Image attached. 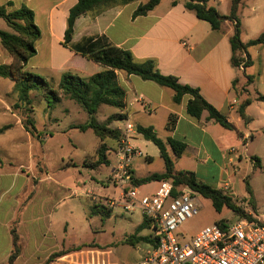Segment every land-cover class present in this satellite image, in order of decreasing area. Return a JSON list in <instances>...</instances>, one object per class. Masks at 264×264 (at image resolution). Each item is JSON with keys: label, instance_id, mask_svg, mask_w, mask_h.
Instances as JSON below:
<instances>
[{"label": "crops", "instance_id": "0c3cea01", "mask_svg": "<svg viewBox=\"0 0 264 264\" xmlns=\"http://www.w3.org/2000/svg\"><path fill=\"white\" fill-rule=\"evenodd\" d=\"M147 1L134 0L127 5L109 8L94 17L90 14L80 16L75 21L71 44H76L87 37L105 36L110 44L130 51L135 61L151 59L162 75L172 76L179 84L197 89L200 95L226 118L232 126L231 130L209 121L206 114L199 119L189 116L186 113L189 96H184L179 104H175L172 100L174 92L171 89L143 81L136 76L116 73L117 83L126 94V108L122 112L125 120H135L134 123L130 121L135 128L152 127L156 134L158 131L155 123L164 124L163 129L166 131L164 142L172 139L185 145V151L179 158L174 157L167 146L173 165H176L175 161L180 162L182 171L193 172L199 181L213 189L221 190L222 186H227L234 193L232 200L235 198L238 203H242L240 199L249 198L253 210L244 208L242 211L252 220L264 225V214L258 218V210L257 207L255 208L256 189L260 186L254 183L256 179L264 176V101L259 100L260 97H264V75L259 76L261 79L258 81L247 74L248 68L252 66L250 48L247 51L249 67L243 68L245 55L241 56L243 62L238 67H234L231 63L232 52L229 44L233 28L231 22L223 21L220 30L214 31L207 22L197 19L193 12L185 8V0H161L145 16L133 18L136 8ZM243 1L245 0L241 1L237 13L239 22L242 18L239 11ZM7 2L11 1L5 0L1 5ZM76 2L77 0H37L36 4L38 10L44 14L43 23L46 28L44 35L40 32L41 36L37 41L46 54V60L39 68L54 73L55 78L50 77V80H55L56 85L59 83L62 70H69L71 73L86 77L102 70L101 66L63 45L68 11ZM30 4L31 0H21L17 5L13 4V9L23 5L31 8ZM207 5L214 7L222 16H227L230 12L229 0H207ZM251 10L254 8L252 7ZM241 41L248 42L242 38ZM38 44H36L37 52ZM1 53L7 57L6 52L0 47ZM232 101L236 103L232 104ZM245 101H250V104L245 108L246 120H243L239 115V108ZM171 115L175 116L176 120L173 131L169 132L166 130V125ZM122 123L124 127V122ZM5 126L9 128L0 136L11 131L12 126L7 123L0 129ZM47 137L48 135L45 136ZM136 148L140 150L138 146ZM230 149H234L235 152L230 153ZM147 159L152 160L151 157ZM9 174L0 171V178H6ZM15 174L14 172L13 175ZM135 178L141 179L136 176ZM46 179L50 178L46 176L40 181ZM238 187L245 193L242 198L238 196ZM51 201L53 199L16 197L0 207V252L8 249L5 259L11 251V236L8 228L12 223L16 227L21 246L20 255L14 264L21 259L24 261L38 259L36 256L39 254H42V262H45L52 253L68 250L50 264H91L93 259L99 261L110 259L112 252L96 245L90 247L91 249L82 248L73 251L72 249L78 246L67 247L64 240L59 243L53 239L54 246L51 248L43 243L40 237L44 239L46 236L41 234L40 223L51 221V212H54L59 205L57 202L56 207L52 209ZM142 221L141 217V220L133 225L134 230ZM220 221L228 224L223 218L216 219L212 224ZM145 230H152V234H144ZM153 232V228L149 227L138 235L153 237ZM142 243L148 246L147 254L153 246L150 243ZM42 248L45 250L41 251ZM78 253L84 254L83 261L77 260L80 256Z\"/></svg>", "mask_w": 264, "mask_h": 264}, {"label": "rangeland", "instance_id": "374dc122", "mask_svg": "<svg viewBox=\"0 0 264 264\" xmlns=\"http://www.w3.org/2000/svg\"><path fill=\"white\" fill-rule=\"evenodd\" d=\"M4 1L0 0V5ZM10 1L17 5L21 0ZM36 4L37 0H31V8H28L34 12V23L44 35L46 32L43 23L44 14L38 10ZM252 7L254 10H251ZM239 14H242L240 18L242 40L247 42L264 32V0L243 1ZM0 30L10 32L2 19H0ZM36 44L38 43H35V49ZM37 46V56L29 60L24 70L35 76L46 78L56 90L55 80H50L55 78V74L39 68L45 62L46 54L40 43ZM249 54L252 66L248 68L247 74L259 81L264 75L262 74L264 73V65H262L264 64L262 60L264 47L250 48ZM10 62L8 55L6 57L0 54V65ZM16 101L13 83L0 78V127L6 123L12 126L11 131L0 136V171L10 173L8 177L0 178V207L16 197L53 199L51 208L56 207L57 202L59 205L54 212H51V221L40 223L42 225L41 234L46 236L44 239L40 237V240L49 245V248L54 246L53 239L59 243L64 240L67 247L83 245L94 247L93 245H96L112 253L110 259L105 261L94 260L92 256L93 263L91 264H139L146 254L147 244L138 242L136 239L133 244L126 243L124 240L133 236V225L141 220L140 214H128L114 209L108 218L101 217V215H90L93 204L98 200L97 198L94 201L92 196H117L119 193L112 183V174L117 165V142L109 139L104 141L108 150L106 166H99L96 169L85 167L96 162L97 149L101 143L91 130L80 132L70 129L71 126L84 124L88 120L87 114L78 105L67 99L52 103V98L49 97L51 102L49 107L41 92H32L30 94L31 104L28 106L33 110L30 117L35 120V126L41 132V136L36 139L24 133L19 112L12 109ZM117 113H119L117 109L102 106L96 118L99 123H104ZM130 121L135 122V120ZM163 125L161 122L155 123L158 131L157 137L165 141L166 131ZM112 126L123 127V123L114 122ZM46 135H48L47 138H45ZM42 138L45 139L41 141ZM131 145L138 146L141 152L140 157L134 156L131 159L130 168L134 176L144 178L164 172V164L155 145L144 140L139 134L131 139ZM148 157L152 160L149 161ZM175 162L174 171H182L181 163ZM14 172L15 175H13ZM46 176L51 181L50 179L40 181ZM254 183L260 186L256 189L255 196V208L257 207V215L260 218L261 214H264V176L256 179ZM157 184V182H151L139 186L138 190L142 194L150 193L155 190ZM237 193L241 198L245 194L239 187ZM198 200L201 205L198 215L182 224L178 230L180 243L190 240L198 231L212 225L216 219L223 218L228 224L240 219L226 208L218 214L207 199L199 196ZM240 200L243 206L242 208L239 204L237 206L241 209L253 210L249 198ZM12 228L16 230L14 223L9 226L8 230ZM37 231H39L38 228ZM144 234H152V230H145ZM33 239L35 240V237ZM90 247L83 249H91ZM44 250V248L41 249V251ZM7 252L8 249L0 252V264L6 262ZM83 256L84 254L78 256L77 260L83 261ZM36 257L38 259L29 261L21 259L17 264L44 263L42 254Z\"/></svg>", "mask_w": 264, "mask_h": 264}, {"label": "trees", "instance_id": "16d2710c", "mask_svg": "<svg viewBox=\"0 0 264 264\" xmlns=\"http://www.w3.org/2000/svg\"><path fill=\"white\" fill-rule=\"evenodd\" d=\"M132 1L134 0H77L69 9L66 19V29L63 35V45L88 61L101 66L102 70L87 77L71 73L69 70H62L56 90L43 77L35 76L24 70L29 60L36 55L35 43L41 36L39 28L34 23V12L24 5L18 9H13L12 2H7L0 6V19L10 29V32L0 30V45L11 59L9 64L0 65V78L13 83V91L16 93L17 101L12 106V109L19 112L24 131L31 138L38 139L41 136V132L36 128L35 120L30 117V113L33 110L28 107L31 104L30 94L32 92H41L49 107L51 104L49 97L52 98V103H59L62 99H67L78 105L87 114L88 120L84 124L71 126L70 129L80 132L91 130L101 143L97 149L96 162L85 167L96 169L99 166H106L108 164L106 158L108 150L104 141L109 139L118 142L120 139L121 131L118 128L112 127V123H121L125 120V115L122 112L126 108V94L117 83V72L123 73L126 76H136L143 81H150L160 87L171 89L174 92L172 100L175 104H179L184 96H189L190 98L186 103V113L189 116L199 119L203 114H206V118L209 121L227 130L232 129L226 118L210 105L197 89L179 84L176 78L172 76L162 75L156 69L153 60L147 59L137 62L130 51L110 44L105 36L87 37L81 39L76 44H71L75 21L80 16L90 14L94 17L109 8L127 5ZM160 1L148 0L145 4L139 5L133 12V18L145 16ZM229 1L230 12L227 16L220 15L214 7L208 6L207 0H185L184 6L187 10L193 12L197 19L207 22L214 31L220 30L221 24L225 20L233 24L232 34L229 38L232 52L231 63L234 67H238L243 62L241 56L245 55L246 60L243 62V68L246 69L250 65L247 51L251 47L264 46V32L257 38L249 40L247 43H242L240 22L237 18L238 8L242 0ZM259 100L264 101V97H260ZM249 104L250 101H245L239 108V115L243 120H246L244 111ZM102 106L117 109L119 113L108 118L106 122L99 123L96 115ZM175 120V116L171 115L169 117L166 125L167 131H173ZM8 128L9 126L1 128L0 134ZM136 133L157 147L159 156L164 164V172L137 179L131 171L133 174V186L139 187L151 182L168 180L176 187L186 186L200 197L209 200L212 208L217 213L226 208L233 212L236 217L240 218L239 220H252L229 196L224 195L220 190L213 189L202 183L193 172H174L173 159L168 152L167 146L174 157L179 158L185 151L183 143L172 139H167L166 142L162 141L157 137L152 127L144 128L137 126ZM246 189L249 192L247 184ZM111 211L100 206L98 203H94L90 215H101V217L108 218ZM216 224L221 228L227 225L222 221ZM149 227H151L150 222L143 219L142 223L134 230L133 236L124 241L133 244V241L135 242L136 239L138 242L150 243L155 247L157 244L156 236H138L143 229ZM9 232L11 236V251L4 264H14L21 252L17 231L12 228ZM84 247L90 246L83 245L72 250L78 251ZM68 251L52 253L42 264H48Z\"/></svg>", "mask_w": 264, "mask_h": 264}, {"label": "built area", "instance_id": "2783aa9c", "mask_svg": "<svg viewBox=\"0 0 264 264\" xmlns=\"http://www.w3.org/2000/svg\"><path fill=\"white\" fill-rule=\"evenodd\" d=\"M119 130L117 165L112 174L113 186L119 193L117 196L94 195L92 199L98 198L96 203L106 209L139 213L150 222L157 244L139 264H264V225L255 220L241 219L223 228L212 224L180 243V226L197 216L201 209L199 195L186 186L176 187L168 180L157 182L150 193H140L132 184L130 168L131 159L141 156L140 150L131 145L136 128L124 120V127ZM220 191L233 199L234 193L227 186H222ZM233 201L242 207L235 198Z\"/></svg>", "mask_w": 264, "mask_h": 264}]
</instances>
